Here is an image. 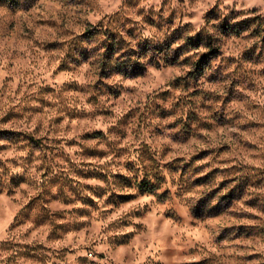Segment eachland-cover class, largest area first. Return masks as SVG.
Masks as SVG:
<instances>
[{
  "label": "rangeland",
  "instance_id": "1",
  "mask_svg": "<svg viewBox=\"0 0 264 264\" xmlns=\"http://www.w3.org/2000/svg\"><path fill=\"white\" fill-rule=\"evenodd\" d=\"M0 264H264V0H0Z\"/></svg>",
  "mask_w": 264,
  "mask_h": 264
},
{
  "label": "trees",
  "instance_id": "2",
  "mask_svg": "<svg viewBox=\"0 0 264 264\" xmlns=\"http://www.w3.org/2000/svg\"><path fill=\"white\" fill-rule=\"evenodd\" d=\"M208 46H209V48H210V49H212V47H211V45H210V44H209Z\"/></svg>",
  "mask_w": 264,
  "mask_h": 264
}]
</instances>
